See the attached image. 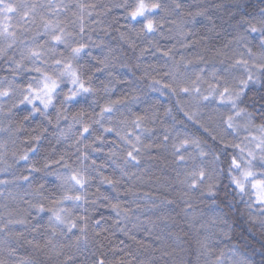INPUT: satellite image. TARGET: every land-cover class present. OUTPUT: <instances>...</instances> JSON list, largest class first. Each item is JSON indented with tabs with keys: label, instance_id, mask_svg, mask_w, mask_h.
I'll return each mask as SVG.
<instances>
[{
	"label": "trees",
	"instance_id": "obj_1",
	"mask_svg": "<svg viewBox=\"0 0 264 264\" xmlns=\"http://www.w3.org/2000/svg\"><path fill=\"white\" fill-rule=\"evenodd\" d=\"M29 2L46 3L47 0H29ZM64 2L67 3L70 0H64ZM82 2L96 5L91 19L87 21L88 30L84 36L85 42H94L96 45H100V47L89 48L92 57L103 59L104 53L110 47L113 50L112 55L118 56L129 65L140 63L141 68L135 70L134 76L128 68L118 66L111 77L108 71L93 74L94 69L101 66L96 60L85 56L79 63L82 65L85 76L93 75L92 87L97 91L95 94L82 93L76 98V101L64 105L67 119L61 118L59 123H57V110L60 107L58 101L56 107L48 110V118L51 119V123H49L48 119L40 114L34 115L28 121H23V117L31 110V105L13 108L15 97L0 98V145H3L0 147V181H6V183H0V223H6L9 219L20 220L25 217L31 221L30 225L11 224L6 232L0 231V261H3L4 264H60V261L63 260L62 256L55 257L50 255L46 249L35 247L37 242L44 243L48 213L37 215L36 211L29 210V203L43 202L46 208L50 206L49 201L44 200L43 197H50L52 192L60 191V181L57 177L64 172V169L53 165L49 169L33 173L32 176L35 179L31 184H28L19 179L21 176L29 174V165L19 157L28 148L34 147L36 152L29 153V158L37 168H43L46 162L57 160L61 155H65L66 161L73 167L79 166L75 141L81 125L74 122L73 115L83 109L86 122L88 117L92 116L93 111L98 113L99 106L109 99V94L103 90V85L108 84L109 80H112L109 85L114 93L111 95L112 99L125 94L138 97L135 102H129L131 113L127 110H122V114L117 113L113 117V124L115 125L118 119L124 117L129 120L134 119V114H147L151 119L146 127L151 131L145 134L147 137L145 143L151 140L153 144L159 145L164 135L175 137L179 133L181 138L185 136L199 137L202 141H206L215 152L223 153V146L219 143L214 144L204 134L201 125L204 127L211 125L215 129L214 134L218 135V139L222 138L228 145L241 143L242 140L241 134L236 136L230 130L225 131L220 125L221 115L227 113L223 109L216 111L215 102L198 104L191 96L172 94L169 91H155L149 87L153 76L157 80H161V84L170 83V80L163 77L169 71V66L173 64L172 60L156 52V48L150 46L149 41L164 50L171 49L175 61H180L183 57L184 61L193 60L195 63V57L203 55L204 59L208 61V71L214 64L219 67L221 59L225 60L226 66L230 61L226 57L214 56V50L237 34V29L234 27L236 21L228 16V12L231 11L230 6L238 3L243 6L242 11L255 14L259 8H264V3L261 0H160L169 11L174 8L175 2L181 3L183 13H194L210 4H220L223 7L209 8L208 16L211 17V20L197 16L193 21L187 15L178 13L166 15L165 12L160 11L156 18L159 20L161 17H166L163 28L155 34H140L139 36L136 35V31L141 27L140 23L131 21L126 17L123 8L116 7L124 3L125 0H82ZM131 2L132 0H128V3ZM236 19H239V16ZM171 21L176 23L172 24ZM209 29L213 30L209 31ZM120 32L127 33L128 38L135 43L136 47L132 48L128 43L122 41ZM184 32H190V34L185 38L181 35ZM30 35L32 33H29ZM89 36L91 41L88 40ZM185 44L188 46L183 47L182 45ZM250 46L253 47L254 52L259 53L256 41H253ZM142 48H148V51L138 61L137 57L140 56ZM239 50L233 44L227 55L232 56L234 51ZM19 54L20 48H17L15 50L16 59H19ZM9 55H12V52H9ZM25 63L27 64V62ZM146 66L148 76H144ZM199 66L204 67V64ZM184 70L183 62H181L180 72H184ZM190 72L191 66H189ZM5 77L8 80L12 79L8 65L0 60V86H6V82L3 80ZM125 78L131 80L132 83L118 82ZM208 79L209 82H213L211 77ZM26 80L27 75H24L17 79V83ZM62 89L63 92H67V87L62 86ZM133 89H135L134 92ZM202 92L207 95L206 84L202 87ZM253 92L257 93L255 97H253ZM261 92H264V89L256 85L254 90L248 93L245 104L249 111L258 113L261 110L258 95ZM253 99H255L254 105ZM94 100L97 102L96 104H92ZM177 101L180 103L177 104ZM181 107L183 111H181ZM169 109H171L170 112ZM194 111L198 113L200 124L188 120L184 115V112ZM260 122L259 119L256 120L257 124ZM70 125H72L71 128ZM99 134L100 131L97 130L96 135ZM36 135L41 137L38 142L31 139ZM92 139L89 137L84 142L91 143ZM104 139L103 145L99 143L95 145V147H102L103 151L93 152L89 149L90 159L85 161V164L91 165L92 160H95L104 176L120 179V183L113 189L110 185L101 183L99 175L93 173L95 179L86 189L89 193V203L83 205V208H87L88 211L84 213L82 208L78 211L80 214H90L93 219L103 217L104 222L100 229L90 228L92 243L86 251L82 253H77L75 249L69 251V254H75L76 264H81V261L86 257H91L92 253L96 251L98 243H103V251L107 254L109 264H141L142 261L144 264H149V261H153L154 264H180L181 261H184V264H211V261L215 260V255L206 256L198 243L203 240L205 235L210 237V247L216 255L223 252L224 264H261L264 260V216H261L255 207L249 209L245 203L248 197L241 198L229 186L226 175L227 155H221L223 163L220 167L225 169V174L220 176L214 190V198L209 196L206 191L204 194L196 192L182 197L181 194L185 187L179 181L183 179V175L177 177L176 171L182 173L183 168L173 163L174 158L170 154V149L166 151L161 147L147 151L142 156L138 168L128 166L126 169L129 173H136V176H132L131 179L121 178L120 170L115 168L109 160V152L110 149L116 151L117 156L114 159H117V162H122L123 146L114 133L104 134ZM116 145H120V147H116ZM189 152H192V149H189ZM227 153L235 154L230 146ZM197 163L200 161L197 160ZM105 164L108 166L104 167ZM205 164L209 170L214 167L211 155ZM137 176H141V178L137 179ZM40 183L44 184V188L42 194H37L36 187ZM97 188L99 192L96 191ZM128 189H131V192H128ZM104 196H108L109 200H105ZM97 197V203L93 208L90 201ZM165 199L171 200L173 203L158 209L152 207L153 204L160 205V202ZM186 200L191 205L190 207L185 203ZM118 201L122 207L130 210L132 217L130 220H121L110 206ZM229 205L231 206L229 207ZM68 207H72V205H68ZM165 214L168 219L162 223L158 217ZM137 217H139L138 221ZM146 219L155 221L156 227L144 223ZM117 220H120L119 225L113 223ZM134 222L139 226L134 228ZM165 223L167 227H164ZM119 227H124L129 231V235L125 236L123 232L119 231ZM150 227L152 235H147L145 229ZM33 228L37 230L34 232ZM101 229H107V231H104L102 236L95 237L94 232H99ZM17 233H23V236L17 239ZM112 233L114 235H111ZM168 233L180 236V241H175L174 236L168 238ZM157 235L165 236L167 246L162 250L154 243ZM132 236L135 237L134 240L130 238ZM104 237H108V239H104ZM29 240L33 243L29 244L27 242ZM120 241L124 243L120 244ZM153 248H157V250L153 252ZM124 252H131L132 255L125 256ZM163 252L169 254L165 256ZM198 255L199 258H197Z\"/></svg>",
	"mask_w": 264,
	"mask_h": 264
},
{
	"label": "snow or ice",
	"instance_id": "obj_2",
	"mask_svg": "<svg viewBox=\"0 0 264 264\" xmlns=\"http://www.w3.org/2000/svg\"><path fill=\"white\" fill-rule=\"evenodd\" d=\"M264 3V0H261ZM116 7L123 8L125 15L131 21L140 23L141 27L136 31V35L140 34H155L163 28L166 22V17L156 18L158 12L163 11L166 15L178 13L187 15L195 20L197 16H203L211 20L208 16L209 8H221L223 5L210 4L208 7L200 8L196 12L183 13L181 3L175 2L174 8L169 9L163 5L160 0H132L128 3L117 5ZM231 11L228 16L234 19L235 29L237 34L233 36L227 43L221 45L214 50V56L226 57L229 63L225 66V60L219 61V67L215 64L208 71V61L203 55L195 57L193 60L184 61L181 57L180 61H175L171 49L164 50L158 45H154L149 41V45L156 48V52L162 54L163 57L173 61L169 66V71L164 74V79H168L170 83L161 84V80H157L154 76L151 77L149 85L155 91H169L172 94L191 96L200 103L215 102L216 111L225 110L227 114H222L220 125L225 131H231L234 135L239 136L241 130L247 133L241 143L226 144L222 138L218 139V135L214 134L215 129L209 125L203 128L204 134L215 144L219 143L223 146L224 152H215L206 141H202L199 137L181 138L177 133L175 137L164 135L161 144H153L151 140L145 143L146 133L151 130L146 127V124L151 119L147 114L136 115L134 119L129 120L127 117L118 119L116 124H113V117L117 113L122 114V110H127L131 113L129 102H135L138 97L135 95L117 96L114 95L109 80L108 84L103 85V90L109 94V99L102 106H99V112L93 111L91 117H88L85 122V112L83 109L73 115V120L76 124H80L81 128L78 137L75 141L77 161L79 166L73 167L69 164L65 155H61L57 160H49L43 168L35 167L29 158V153H35L36 149L28 148L20 160L29 165L28 175L21 176L19 179L25 183L31 184L35 179L32 174L39 173L42 170L51 168L53 165L64 169V172L58 175L60 181V191L52 192L50 197H43L49 201L47 208L43 202L29 203V210L36 211L37 215L48 213V222L44 243H36L37 249H46L48 253L55 257H63L60 264H76L75 254H69L71 249H75L77 253H82L89 248L92 243L90 239V228L100 229L104 218L93 219L90 214H80L78 209H83L87 213V208H83L84 204L89 203V193L87 186L95 179L93 173L99 175L100 182L110 185L113 189L120 183V179H112L104 176L100 172V166L96 165V161L92 160L91 165L85 164V161L90 159L89 149L93 152L103 151L102 147H95L97 143L103 145L105 143L104 134L114 133L117 139L121 142L124 150L122 162H117L114 157L117 156L116 151L110 149L109 160L115 168L120 170L121 178L136 176V173H129L126 169L128 166L139 167L142 156L150 150L164 148L166 151L170 149V154L174 158L173 163L178 167L183 168V172L176 171V176L183 175L180 184L185 187L183 196H189L190 193L201 192L214 198L215 189L220 176L225 174V169L220 167L223 163L221 155H227L228 166L226 175L229 181V186L232 187L237 195L241 198L248 197L245 201L249 209L253 207L259 210V214L264 216V92L259 93V102L261 110L257 112L249 111L245 104V98L250 91H253L256 85L264 89V8H259L255 14L242 11L243 6L233 4L230 6ZM96 5L93 3H85L82 0H47L46 3L29 2V0H0V60H3L8 65V71L11 72L12 79L3 78L6 86H0V98L15 97V102L12 107L17 108L22 105H31V110L23 117V121H28L36 114H40L48 119V110L56 107L57 123L60 119H67L65 115L64 105L76 101V98L82 93L95 94L97 89L92 87L93 75L85 76L82 71V65L79 63L85 56L91 57L101 66L94 69V73L108 71L109 76L118 67L128 68L135 75V70L141 68L140 63L129 65L122 61L118 56L112 55V48H108L104 53L103 59L92 57L90 47H100L94 42H85L84 36L87 34L88 23L93 15ZM239 16V19L236 17ZM95 23V21H92ZM175 24V21H171ZM214 28V25H213ZM213 29H209L211 31ZM242 30V31H240ZM135 31V29H133ZM29 33L32 35L29 36ZM190 32L181 33L183 37H187ZM120 39L128 43L132 48H135V43L128 38L127 33L120 32ZM91 41V37H88ZM253 41L257 42L259 53L253 51L250 45ZM195 43V42H194ZM235 44L239 51H234L232 56L227 53L230 46ZM187 47L188 45H182ZM20 48L19 59H16L15 50ZM148 51V48L140 50L139 61L141 57ZM12 52V55H9ZM27 62V64L25 63ZM181 62H183L184 72H180ZM204 64V67H200ZM189 66L191 72L189 73ZM27 75V80L22 83H17V79ZM147 66L144 71V76H148ZM209 77L213 82H209ZM143 79V77H141ZM122 84H131L132 81L125 78L118 81ZM207 85V95L203 94L202 87ZM62 86L67 87V92H63ZM135 89H133V92ZM257 93L253 92V97ZM62 96V99H61ZM94 100L92 104H96ZM180 101H177L179 104ZM255 99H253V105ZM39 105V106H38ZM169 112L171 109L168 110ZM181 111L183 108L181 107ZM188 120L195 121L200 124L197 112H184ZM259 119L261 122L256 123ZM243 121V123H241ZM70 128L72 125L69 126ZM97 130L100 131L96 135ZM255 133H259L256 135ZM64 135V133H61ZM89 137H92L91 143H85ZM32 141L38 142L41 137L36 135L31 138ZM171 140V143L169 141ZM115 144V142H113ZM233 149L235 154H228V147ZM3 147V145H0ZM120 147V145H116ZM192 149V152H189ZM187 153V155H185ZM195 153V154H193ZM15 155V153H13ZM212 156V164L214 167L209 170L205 161L209 156ZM154 158V157H152ZM197 160L200 163H197ZM108 165L105 164L104 167ZM175 171V170H174ZM141 176H137L140 179ZM6 183V181H0ZM44 184L40 183L36 187L37 194H42ZM99 192V189L96 190ZM131 192V189L127 190ZM135 195V193H132ZM147 195V194H145ZM97 199L90 201L93 206L96 205ZM105 200H109L108 196H104ZM25 203H28L25 201ZM171 200H162L160 205L153 204L154 209L162 208L172 204ZM185 203L191 205L186 200ZM72 205V207H68ZM116 212L117 217L123 221H128L132 217L130 210L121 206L119 201L110 205ZM231 205H229L230 207ZM137 208L139 206L137 205ZM137 221L139 217L136 218ZM158 219L163 223L167 221L168 216L161 215ZM115 225L120 224V220L113 222ZM151 227H156V222L146 219L144 222ZM11 224L30 225L31 221L26 217L20 220H7L6 223H0V231H7ZM139 224L134 222L133 227H138ZM150 228H146L147 235H152ZM167 227V224H164ZM34 232L36 228L32 229ZM107 229H101L99 232H94L95 237L102 236V233ZM119 231L125 236L129 235V231L124 227H119ZM111 235H114L112 233ZM23 233H17V239L21 238ZM168 238H173L174 234L168 233ZM135 239L134 236L130 237ZM108 239V237H104ZM180 236L175 235L174 240L180 241ZM64 241H67L66 243ZM29 244L33 241H27ZM123 244V241L119 242ZM140 243V242H138ZM154 243L162 250L167 246L165 236L157 235ZM201 249L204 250L206 256L215 255V260L211 264H224L223 252L216 255L210 247V237L205 235L202 241H198ZM143 247V245H141ZM103 243H98L96 251L91 257H86L81 264H109L107 254L103 251ZM151 247V246H149ZM157 248H153L155 252ZM14 251V250H13ZM123 251V249H121ZM169 253L163 252V255ZM125 256L132 255L131 252H124ZM199 258V255L198 257ZM0 264H4L0 261ZM141 264H144L142 261ZM149 264H154L149 261ZM180 264H184L181 261ZM261 264H264L262 260Z\"/></svg>",
	"mask_w": 264,
	"mask_h": 264
},
{
	"label": "rangeland",
	"instance_id": "obj_3",
	"mask_svg": "<svg viewBox=\"0 0 264 264\" xmlns=\"http://www.w3.org/2000/svg\"><path fill=\"white\" fill-rule=\"evenodd\" d=\"M241 123H243V121H241ZM239 134L242 135V140H241V142H242V141H243V138L247 135V133L244 132L243 130H241ZM255 134H256V135H259V133H255Z\"/></svg>",
	"mask_w": 264,
	"mask_h": 264
}]
</instances>
